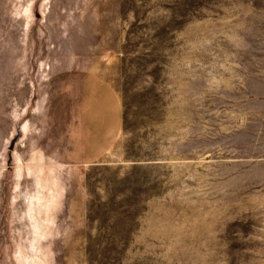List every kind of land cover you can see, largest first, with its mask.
Masks as SVG:
<instances>
[{
    "label": "rangeland",
    "instance_id": "obj_1",
    "mask_svg": "<svg viewBox=\"0 0 264 264\" xmlns=\"http://www.w3.org/2000/svg\"><path fill=\"white\" fill-rule=\"evenodd\" d=\"M0 264H264V0H0Z\"/></svg>",
    "mask_w": 264,
    "mask_h": 264
},
{
    "label": "crops",
    "instance_id": "obj_2",
    "mask_svg": "<svg viewBox=\"0 0 264 264\" xmlns=\"http://www.w3.org/2000/svg\"><path fill=\"white\" fill-rule=\"evenodd\" d=\"M82 83L77 91L81 120L73 126L76 139L66 153L71 159L88 163L100 159L115 144L121 130L122 109L106 82L88 77Z\"/></svg>",
    "mask_w": 264,
    "mask_h": 264
},
{
    "label": "bare ground",
    "instance_id": "obj_3",
    "mask_svg": "<svg viewBox=\"0 0 264 264\" xmlns=\"http://www.w3.org/2000/svg\"><path fill=\"white\" fill-rule=\"evenodd\" d=\"M42 158H41V156H40V160H41ZM38 197V196H37Z\"/></svg>",
    "mask_w": 264,
    "mask_h": 264
}]
</instances>
